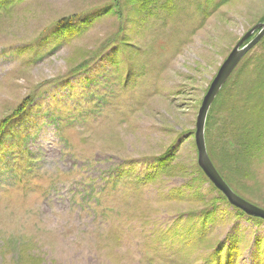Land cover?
<instances>
[{"label":"rangeland","instance_id":"rangeland-1","mask_svg":"<svg viewBox=\"0 0 264 264\" xmlns=\"http://www.w3.org/2000/svg\"><path fill=\"white\" fill-rule=\"evenodd\" d=\"M145 1L1 10L0 124L30 104L0 142V264H223L232 245L235 264H264V223L204 177L193 139L201 100L264 22V0ZM76 15L91 24L56 35L55 22ZM112 41L113 62L103 51ZM263 51L256 44L242 60ZM218 112L211 138L225 161L220 138L233 132ZM214 162L227 179L226 165L243 169L229 187L264 209V146L244 162Z\"/></svg>","mask_w":264,"mask_h":264},{"label":"trees","instance_id":"trees-1","mask_svg":"<svg viewBox=\"0 0 264 264\" xmlns=\"http://www.w3.org/2000/svg\"><path fill=\"white\" fill-rule=\"evenodd\" d=\"M21 1L22 0H0V12L1 10H6L8 9L7 7H10L11 5L19 3ZM145 2L152 6H156L159 3V1L156 0H146ZM225 2H227V0ZM111 8H113V6H108L104 10L105 12H107ZM83 16L84 15L67 16L57 20L54 24V27L57 28L56 30H54L56 35L62 33V36L66 40L73 38L74 36H79L83 32V27L89 26L91 24L90 21H81V18ZM255 34H252V36L247 39L245 43L249 42L255 36ZM106 44V47L103 49V51L106 50L105 53H108L106 59L113 62L112 55H117V47H110L114 44L113 41ZM259 44H264V37L257 45ZM95 55L100 56V53ZM84 66L85 63L79 65V68ZM237 67L234 70V72L236 73L233 72L235 74V77H229L211 106L212 112L213 108H216L219 111L218 113L220 116L218 123L221 122V124H219L221 125V129L223 128L222 125H224L230 132H233V136L230 142H228L227 139L220 138V140H222L221 142L224 143L222 147H224V149H230V153L226 158V160L228 161H222L217 151H215V143L212 139L214 133V116L212 112V114L210 113V111L208 112L204 139H206V151L210 160L212 161V164L215 163L214 161L218 163L221 162L222 165H225L226 163H230L232 161H234V163L236 164L238 162H244L246 161V159L249 160V158H254L256 149L261 145L264 146V51L260 54H253L247 57L245 60H242L240 66L238 65ZM74 72H76V68L72 73ZM29 102L30 101L21 103L17 108H15L14 112L9 117L2 121V123L0 124V142L3 138L2 135L6 134V132L8 131H12L11 128H14V125L24 117V114L27 110L26 107H28L30 104ZM244 115H246L247 120H244ZM232 117H237V121L236 119L234 120V122L231 121ZM11 135L13 137L16 136V134L14 133ZM209 138L212 139V143L210 145ZM163 166H166V164H163ZM226 168L230 170V173H232V177H228V179L224 178L223 176L222 177L228 183V185H230L229 182L233 183V179H235L234 174L236 173L235 175H237L236 170L243 169L239 167L238 169H236V166L232 165L231 163L226 165ZM201 173L204 174L203 172ZM241 176L245 175L241 174ZM222 198L226 200L223 195ZM236 211L240 212L241 214L243 213L238 209H236ZM251 219L264 223L263 220L257 218ZM239 250L240 249L238 245H232L230 247L228 246L225 249V259L223 264H235V261L231 260L234 259L235 254L240 252Z\"/></svg>","mask_w":264,"mask_h":264},{"label":"water","instance_id":"water-1","mask_svg":"<svg viewBox=\"0 0 264 264\" xmlns=\"http://www.w3.org/2000/svg\"><path fill=\"white\" fill-rule=\"evenodd\" d=\"M258 30L253 39L248 43L244 44L247 39H249L252 34ZM264 37V22L255 25L250 29L243 37L238 41V43L232 48V51L223 61L217 74H215L210 86L204 98L201 100V105L198 109L196 122H195V133L194 141L197 152V163L201 171L204 173L210 183L217 189L226 199V201L234 208L242 211L245 215L251 218H257L264 221V209L248 202L242 197L238 196L225 182V180L220 176L219 172L215 168L214 164L210 160L206 142H205V125L208 116V112L215 101L217 95L221 91L224 84L227 82L231 73L236 69L240 60L254 47L258 44Z\"/></svg>","mask_w":264,"mask_h":264}]
</instances>
